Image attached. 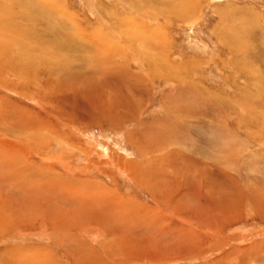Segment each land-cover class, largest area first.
<instances>
[{"label": "rangeland", "instance_id": "1", "mask_svg": "<svg viewBox=\"0 0 264 264\" xmlns=\"http://www.w3.org/2000/svg\"><path fill=\"white\" fill-rule=\"evenodd\" d=\"M0 20V264L115 238L131 264H264V0H0Z\"/></svg>", "mask_w": 264, "mask_h": 264}, {"label": "bare ground", "instance_id": "2", "mask_svg": "<svg viewBox=\"0 0 264 264\" xmlns=\"http://www.w3.org/2000/svg\"><path fill=\"white\" fill-rule=\"evenodd\" d=\"M26 6H24V7H26ZM2 22L3 21L0 20V25H3ZM0 30L2 31V27L1 26H0ZM102 101L103 102H100L98 104L99 108H102V112L100 114H98V118L95 120V122H96V124H103L104 123V124L109 125L110 122L112 123V119H111V116L108 114V111L110 110L109 108H112L114 106V104H112L111 102H109L111 104H107L108 100H102ZM130 108L132 110H134L133 103L130 104ZM150 167L151 166L149 165V163H146V164L140 165L139 169L141 171H143L144 173H147L148 170H150ZM126 169L128 170L129 173H131L133 175V177H137L136 172H134L131 169V167H128V168L126 167ZM131 174H129V175H131ZM143 181L147 185V179L145 177H144ZM61 185H63L64 187H69V189H74L76 191V194H79V195H81L85 191H86L87 194H96L97 192L102 191V188L95 189V187H94L95 186V182H91V181H87V180H84V179H80V178H78V177H76L74 175L70 176V178H65V179L63 177V182L61 183ZM41 189L44 190L42 187H41ZM172 191H174V190H172ZM111 203H112V205H110L109 202H108L109 206H106V207H112L113 210H115L116 215H118L120 217L125 216V215H129L131 213H136V215H138V212L140 213V211H141L140 206L138 204H136L133 200H130V201L121 200V202L119 200H117V202H115L114 200H111ZM118 204H120V206H119L120 209H118L116 207V205H118ZM40 207L43 208V207H46V206L41 205V203H38L37 205H33V209L34 210H32V208H31V211L34 214L30 215L29 213H27V218L35 215L37 213L36 210H39ZM2 209H3V211L5 210L6 213H5V216L3 214H1L4 217H2L0 219V223L2 224L3 228L6 227V226H8V228H10L11 226L6 225L5 223L7 222V223L11 224V221H10L11 217L9 218V216H10L11 211H12V206L8 207V208H2ZM2 209H0V210H2ZM28 215H30V216H28ZM136 218H138V217H136ZM139 218H142V216H139ZM106 222L109 223L110 221L107 220ZM66 223L69 224V222H66ZM98 223L100 224V220H98ZM2 227L0 226V228H2ZM114 228H115V226H111L110 228L109 227L107 228V230L105 231L106 232L105 235L107 236V238H113L116 235V228L115 229ZM113 233H114V235H113ZM69 235L74 236V234L72 233V230L70 229V227L67 229V231H64L63 236H69ZM117 243H118V240H117V238H115V241H110V243L108 244V247H106V249L104 250V253H103L102 257L96 255L95 253H94V255H92V252H91V255L87 256L88 258H86L84 262H86V263L89 262L90 264H131L130 263V259H131L132 255L130 256L128 254L129 256H127V254H125V256L122 257L123 260L120 259L121 257L119 258L117 255L115 257H113L114 253L111 252L110 248H111V246L113 247V245H115V244L118 245ZM113 249H115V248H113ZM27 250L28 249H26L24 251H27ZM25 256H27V257H25ZM44 256L45 255L42 256L41 253H39L36 250V253L34 252V254H32V255L26 253L22 257L20 256L19 260L23 261L22 264H32L33 261L31 260V258H35V259H37L39 261L38 263H40V264H46V263L48 264L49 263L48 261H49V258H51V255L48 254L47 257H44ZM77 261L80 262L81 260L79 259Z\"/></svg>", "mask_w": 264, "mask_h": 264}, {"label": "water", "instance_id": "3", "mask_svg": "<svg viewBox=\"0 0 264 264\" xmlns=\"http://www.w3.org/2000/svg\"><path fill=\"white\" fill-rule=\"evenodd\" d=\"M217 1V0H216ZM218 1H220V0H218Z\"/></svg>", "mask_w": 264, "mask_h": 264}]
</instances>
